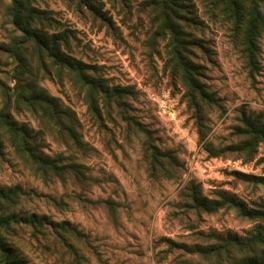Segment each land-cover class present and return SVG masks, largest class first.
Listing matches in <instances>:
<instances>
[{
	"label": "rangeland",
	"instance_id": "obj_1",
	"mask_svg": "<svg viewBox=\"0 0 264 264\" xmlns=\"http://www.w3.org/2000/svg\"><path fill=\"white\" fill-rule=\"evenodd\" d=\"M94 1L106 20L88 8L78 9L74 1L35 0L33 5L50 12L62 28L74 32L70 52L75 59L99 68L110 86L128 87L134 92L125 99L127 116L147 129L150 142L174 155L182 168L173 180L150 174L143 134L113 112L110 116L104 113L101 122L95 123L82 95L69 82L40 79L39 86L46 94L76 113L87 148L78 151L48 136L43 141L44 153L82 165L85 182L70 177L44 183L4 142L0 188L19 186L36 192L41 197L21 202L16 210L45 216L56 223L68 222L85 238L71 239L80 259L74 260L59 245L52 250L28 247L21 251L27 264H169L175 255L157 241L165 237L188 244L189 223L204 233L245 235L255 222L232 210L202 215L196 221L183 208L179 193L193 181L204 197L217 199L218 194H224L249 207L264 203V187L244 184L234 175L238 172L264 178V146L249 163L209 158L199 142L193 114L182 99L183 89L165 67V41L159 38L151 47L148 45L156 27L144 8V0ZM8 2L0 0V45L4 46L18 35L5 16ZM190 2L204 26L202 30L186 29V35L191 40H202L207 50L193 48V60L204 68L201 80L219 104L205 111V140L215 146L225 145L238 123L240 108L249 114L264 112V37L259 42V71L251 77L228 30L203 16L199 0ZM6 54L0 53V82L11 87L9 77L16 62ZM14 117L37 130L30 115ZM48 197L62 199L64 205L55 208L46 201ZM107 201L114 205L109 207ZM20 234L22 241L28 236L24 231ZM158 252H163L165 258L161 262L156 260Z\"/></svg>",
	"mask_w": 264,
	"mask_h": 264
},
{
	"label": "trees",
	"instance_id": "obj_2",
	"mask_svg": "<svg viewBox=\"0 0 264 264\" xmlns=\"http://www.w3.org/2000/svg\"><path fill=\"white\" fill-rule=\"evenodd\" d=\"M34 1L9 0L5 8V16L18 35L12 37L9 45H0V53H7V57L16 62L9 77L12 86L0 82V157H3V145L7 142L16 157L42 182L63 181L70 177L85 182L82 165L66 162L61 155L48 156L43 150L44 138L55 136L75 150L87 151L76 113L39 86L40 79L44 78L59 83L66 80L82 95L95 123L101 122L104 113L110 116L113 112L145 136L143 151L150 174L166 180L175 179L182 168L177 158L154 146L147 135L148 130L127 116L125 99L131 98L134 92L128 87L110 86L99 68L75 59L70 52L74 32L62 28L50 12L34 6ZM66 1H74L78 9L88 8L106 20L94 0ZM199 4L205 18L219 22L228 30L249 75L254 77L260 66L259 42L264 37V0H199ZM144 8L148 9L152 25L156 27L148 45L151 47L159 38L165 41V67L183 89L182 99L193 114L203 150L209 158H233L243 163L253 161L259 148L264 146V112L249 114L240 108L238 123L232 129L229 143L215 146L205 140V111L219 107V104L201 80L204 68L193 60V48L207 51L203 41L191 40L186 35V29L202 30L204 26L195 6L190 0H144ZM23 114L36 121L37 130L27 123H19L14 117ZM234 175L244 184L264 187L262 177L238 172ZM38 197L41 196L36 192L19 186L0 188V264H27L21 251L41 246L52 250L59 245L74 260L80 259L78 248L71 239L79 241L85 237L74 226L16 210L21 202ZM179 197L183 208L196 221H200L202 215L232 210L255 225L245 235L238 236L204 233L189 223L188 244L165 237L157 241L175 255L169 264H264V203L249 207L224 194H218L217 199L204 197L193 181L182 188ZM46 201L55 208L64 205L62 199L48 197ZM105 204L114 205L109 201ZM22 231L28 233L24 241ZM162 253L156 254L158 262L165 259Z\"/></svg>",
	"mask_w": 264,
	"mask_h": 264
}]
</instances>
